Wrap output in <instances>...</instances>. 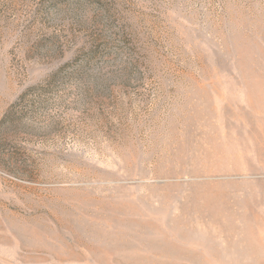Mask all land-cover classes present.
Returning a JSON list of instances; mask_svg holds the SVG:
<instances>
[{"label": "rangeland", "instance_id": "obj_1", "mask_svg": "<svg viewBox=\"0 0 264 264\" xmlns=\"http://www.w3.org/2000/svg\"><path fill=\"white\" fill-rule=\"evenodd\" d=\"M0 264H264V0H0Z\"/></svg>", "mask_w": 264, "mask_h": 264}]
</instances>
